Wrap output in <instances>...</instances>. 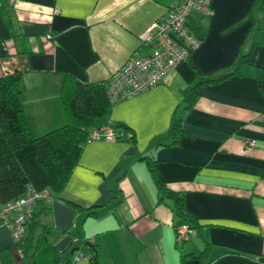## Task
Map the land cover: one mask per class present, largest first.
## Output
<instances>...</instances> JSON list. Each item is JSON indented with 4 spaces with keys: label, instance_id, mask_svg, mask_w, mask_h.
Here are the masks:
<instances>
[{
    "label": "crops",
    "instance_id": "crops-1",
    "mask_svg": "<svg viewBox=\"0 0 264 264\" xmlns=\"http://www.w3.org/2000/svg\"><path fill=\"white\" fill-rule=\"evenodd\" d=\"M179 1L0 0V75L22 72L23 110L36 132L62 122L64 74L107 80L132 53L148 51L141 33ZM212 7L211 15L190 11L202 40L186 59L94 121L133 134L84 144L60 196L39 216L47 225L35 232L45 229L51 245L40 264H185L203 250L201 264H264V0ZM201 76L213 80L188 105ZM149 162L183 198L184 217ZM187 217L196 233L178 247L176 224ZM23 242L0 223V264H37L19 253ZM77 251L88 258L73 261Z\"/></svg>",
    "mask_w": 264,
    "mask_h": 264
},
{
    "label": "trees",
    "instance_id": "trees-1",
    "mask_svg": "<svg viewBox=\"0 0 264 264\" xmlns=\"http://www.w3.org/2000/svg\"><path fill=\"white\" fill-rule=\"evenodd\" d=\"M247 60L248 55H243L235 68L239 69ZM201 77L191 89L188 105H192L197 98L199 86L213 80ZM107 81L83 82L70 74H64L58 91L62 122L37 133L34 118L27 116L23 110L22 72L0 75V207L23 195L29 183L36 190L47 189L51 196L50 200H38L27 220L23 255L29 256L33 263L40 264L43 255L51 251L47 231L41 229V233L35 232L40 224L47 225L40 222L39 216L50 211L53 199L63 191L79 162L84 144L91 140L90 133L96 128L94 121L107 114L112 106L107 93ZM114 128L118 131L117 137L133 134L129 130L119 131L117 126ZM174 130L182 131L180 118L175 121ZM149 165L161 194L174 198L172 208L184 217L183 198L166 186L154 162H149ZM68 202L80 211L83 208L77 201L70 199ZM91 212L89 207L87 214ZM182 222L196 227L193 218L180 219L176 226ZM41 240H46L45 245L39 246ZM89 258L96 259V253ZM183 260L185 262V257Z\"/></svg>",
    "mask_w": 264,
    "mask_h": 264
},
{
    "label": "built area",
    "instance_id": "built-area-1",
    "mask_svg": "<svg viewBox=\"0 0 264 264\" xmlns=\"http://www.w3.org/2000/svg\"><path fill=\"white\" fill-rule=\"evenodd\" d=\"M213 0H180L165 15L152 21L141 33V43L149 49L141 55L132 53L126 61L117 68L106 82L107 93L111 103L132 96L160 82L165 75L186 59L191 51L201 42L191 29L188 18L190 11L195 9L206 15L213 13ZM55 12L59 7H55ZM50 36V35H49ZM264 119V111L260 113ZM117 130L112 125L93 128L90 139L105 137L114 139ZM256 140L249 139L254 145ZM41 198L51 199L47 189L36 190L30 183L23 195L10 200L0 207V223L6 226L13 241L23 242L27 220L31 217L34 207ZM196 229L188 222L176 226V244L181 247ZM23 255V249H19ZM88 258L82 251L74 254L73 261Z\"/></svg>",
    "mask_w": 264,
    "mask_h": 264
},
{
    "label": "water",
    "instance_id": "water-1",
    "mask_svg": "<svg viewBox=\"0 0 264 264\" xmlns=\"http://www.w3.org/2000/svg\"><path fill=\"white\" fill-rule=\"evenodd\" d=\"M87 243L90 245H93L92 241H90V240H88ZM200 258H201V253H199V254L195 255L193 258L187 260L185 264H201Z\"/></svg>",
    "mask_w": 264,
    "mask_h": 264
}]
</instances>
